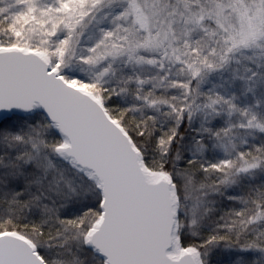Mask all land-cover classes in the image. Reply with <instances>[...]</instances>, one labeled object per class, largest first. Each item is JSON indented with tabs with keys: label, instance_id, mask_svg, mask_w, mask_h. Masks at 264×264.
<instances>
[{
	"label": "snow or ice",
	"instance_id": "snow-or-ice-1",
	"mask_svg": "<svg viewBox=\"0 0 264 264\" xmlns=\"http://www.w3.org/2000/svg\"><path fill=\"white\" fill-rule=\"evenodd\" d=\"M0 264H264V0H0Z\"/></svg>",
	"mask_w": 264,
	"mask_h": 264
}]
</instances>
